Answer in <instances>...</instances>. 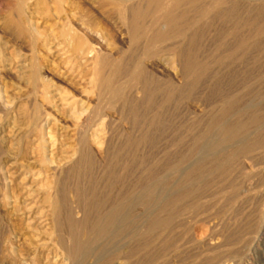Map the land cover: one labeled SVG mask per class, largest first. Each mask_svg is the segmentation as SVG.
Returning a JSON list of instances; mask_svg holds the SVG:
<instances>
[{
	"label": "rangeland",
	"instance_id": "obj_1",
	"mask_svg": "<svg viewBox=\"0 0 264 264\" xmlns=\"http://www.w3.org/2000/svg\"><path fill=\"white\" fill-rule=\"evenodd\" d=\"M205 2L168 51L107 0H0V264H264V9Z\"/></svg>",
	"mask_w": 264,
	"mask_h": 264
},
{
	"label": "bare ground",
	"instance_id": "obj_2",
	"mask_svg": "<svg viewBox=\"0 0 264 264\" xmlns=\"http://www.w3.org/2000/svg\"><path fill=\"white\" fill-rule=\"evenodd\" d=\"M107 1H109L110 4L113 6V8L116 11H118L119 13H121L122 16H123V18L126 20V22H125L126 23V28H128L129 33H130V36H131L132 39L137 38L138 37V34L141 33V35L143 37V41H144V42L143 41L142 42H143V44H145L146 48H150V49L158 48V49H161V50L171 51V49L173 47H175V44L178 42V41L176 42V40H178L177 38L181 37V30L180 31L179 30H173L172 27L175 26V25L173 26V24L175 22V16L173 15V12L178 8L179 3H181V1H183V0H107ZM186 1L189 2V3H194L197 0H186ZM204 1H206L204 3V9H203L204 13L210 7H214V8H218L219 11H221L222 15H226L227 14V11L229 10L228 9V7H229L228 5H233L234 6L236 3H238V1H239V3H240V1H245L246 3L244 5H247L248 4L250 7H251L252 4H254L253 7L258 6V7L262 8V9H264V0H204ZM128 11H129V13H128ZM230 15H232V14H230ZM247 16H248V14H247ZM146 17H149V18L152 19L151 22H150V24H147L146 25V23H141L140 22L142 19H145ZM33 31H34V29H33ZM179 40H180V38H179ZM177 45H178V43H177ZM176 58H174V59H176ZM167 59H169V57ZM96 72H98V71H96ZM95 81H96V86H97L98 89H100V88H102V87L105 86V80H104V78L102 77L101 74H98V73L96 74ZM4 100L5 99H2L1 96H0V109L3 110V111L8 108V107L6 108V102L7 101L5 100L6 101L5 102ZM86 108L87 107H85V109ZM89 112L90 111H88V109H86L84 111V113H89ZM70 157L72 158L73 156H70ZM58 212L59 211H58L57 205L54 204V203L51 204V215H52L53 220L57 224H58V219H60ZM63 237H64V235H63ZM58 241H59V244L62 246V248L65 250L64 243L62 242V240H61V238L59 236H58ZM66 251H67V254H69V256H71V257L74 256L75 255V252H76L75 249H66Z\"/></svg>",
	"mask_w": 264,
	"mask_h": 264
}]
</instances>
